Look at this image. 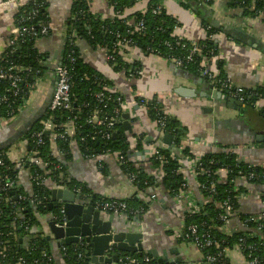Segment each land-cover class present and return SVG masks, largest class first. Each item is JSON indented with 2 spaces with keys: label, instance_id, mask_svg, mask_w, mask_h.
I'll list each match as a JSON object with an SVG mask.
<instances>
[{
  "label": "crops",
  "instance_id": "crops-1",
  "mask_svg": "<svg viewBox=\"0 0 264 264\" xmlns=\"http://www.w3.org/2000/svg\"><path fill=\"white\" fill-rule=\"evenodd\" d=\"M148 1L138 0L132 8L124 11L122 17L135 12H143ZM25 2L26 0H17L16 6L13 7L0 5V55L17 35L14 16L18 7L24 5ZM46 2L51 34L35 43V49L42 59L44 75L36 78L29 87L31 89L29 99L18 115L0 122V147L7 145L10 147L6 152V157L11 163L16 164L18 189L28 196L32 193L29 172L20 165V159L27 149L20 148L21 144L17 143L19 139L12 144L10 141L28 122H32V127L48 109L54 90V69L61 61L66 44L65 25L71 6V0H46ZM159 4L164 7L168 15L176 18L180 23L177 35L190 42L205 39L201 21L214 25L213 27L219 29V32L212 39L214 47L219 52V58L223 62L227 79L242 89L264 88L263 23L241 16L237 9H227L223 0H216L212 5L203 4L199 8L200 15L195 14L191 8L181 7L180 0H159ZM91 11L102 19H110L114 15L112 6L106 0H93ZM76 46L82 60L107 78L112 84L113 91L123 96L121 111L129 114L131 133H126L130 143V152L133 153L131 159L136 163L135 167H141L148 175L159 179L160 171L153 169L148 159L153 150L166 146L163 144L159 128L149 120L146 110L137 105L134 95L142 99L149 100L156 97L159 100L165 112L175 117L180 125L187 129L181 148H188L195 158L219 152L222 150L221 146H230V150H233L247 163L264 165V145H261L264 144V97L252 106H245V115L249 116L251 122L256 125L255 132L249 133L246 128L243 129L238 124L241 120L240 114L228 109L224 101L183 96L181 92L192 91L206 94L211 85L198 76L173 67L174 64L171 62L158 56L143 55L136 48H119V54L126 61L138 62L142 67V74L139 78L129 79L123 72L114 71L108 64L105 48L93 47L85 40L76 41ZM215 68L213 63L211 69ZM204 109H211L212 112H205ZM132 135L145 136L142 151L134 150L135 139ZM69 148L71 158L65 160L63 155L58 153L55 143L51 144V152L58 161L64 163L68 178L87 186L97 197L121 200L136 198L139 202L151 201L147 211L142 217H136V220L128 221L121 216L113 215L121 224L120 227L142 231L145 250L153 248L160 255L167 252L168 256L177 253L188 264H207L203 260L202 253L191 242L180 241L185 227L184 215L188 210L186 196L172 197L162 186L152 188L148 191V195L137 192L113 157L85 159L81 156L75 140L70 142ZM98 161L107 165L106 175H102L98 169ZM181 162L180 172L187 182L188 191L193 200L200 204L204 203L193 174L191 161L184 158ZM220 175L224 177L225 173L220 172ZM45 185L50 191L61 189L55 186L51 179L46 180ZM246 188L248 193L240 201V211L245 214L262 213L264 206L259 201V197L264 192V185L258 187L247 185ZM151 194H154V200L150 199ZM109 216L102 213L104 219ZM48 217L49 213L37 218L44 237L48 235L46 225ZM232 227H239V222L232 220ZM123 228L120 229L125 230ZM49 246L55 263L64 264L61 247H58L55 241L49 242ZM143 255H147L145 251ZM226 257L230 264H246L242 253L236 248L227 251Z\"/></svg>",
  "mask_w": 264,
  "mask_h": 264
},
{
  "label": "trees",
  "instance_id": "trees-1",
  "mask_svg": "<svg viewBox=\"0 0 264 264\" xmlns=\"http://www.w3.org/2000/svg\"><path fill=\"white\" fill-rule=\"evenodd\" d=\"M93 0H71V6L69 11V17L66 21V44L63 50V56L61 63H67L65 61L67 54L73 52L74 58L73 64L70 66V72L73 80V102L72 112H49L46 113L35 122L29 132L24 135L22 139H26L31 132H39L42 130V121L45 119H51L54 124V132L57 134L63 130L62 125L69 119L73 120L75 126V135L73 139L77 143L78 150L81 156L85 159H91L92 157L102 156L106 152L112 154L122 155L124 158L130 160L125 164H118L122 173L127 177L129 173H133L135 178L131 184L142 194L147 193L152 188L162 186L170 196L175 197L179 194V191L183 189V185L186 183L183 175L180 172L181 165L180 160L185 157L193 158L188 148H181L182 142L187 134V129L180 125L179 121L168 115L162 104L156 97L151 99H142L134 96V100L138 106L144 108L149 117V120L155 122L158 128L160 123L164 124V127L160 129L161 137L171 136V145L169 147H162L157 149L158 155L149 158V162L153 169H159L162 172V176L157 179L154 176L148 175L141 167L135 168V162L131 159L133 153L130 152V143L126 131L118 124L115 125L113 135L109 140H101L97 134L96 128L87 124L86 120L90 116L91 112L97 108L102 107L98 103L94 94L101 91L103 86H112L111 82L101 75L99 72L91 68L86 64L79 53V49L74 42L78 40H85L93 47H102L107 51V62L112 69L116 72H123L129 79H136L142 74V67L138 62H128L119 54V42L125 40L129 43V48L138 49L143 55L158 56L168 62L172 59H182L186 52L192 47L191 42L186 39H180L174 37L172 34L174 28H180V23L176 18L168 15L164 7L161 9V13L154 16L151 11L159 6V0H149L144 12H135L127 17H122L124 11L132 8L138 0H106L110 6H112L115 16L110 19H102L91 11V2ZM212 2H208L204 5H212ZM203 3L200 0H180V6L184 9L191 8L194 13L200 15L199 8ZM227 9H240L241 16H252L256 10H263L264 3L257 2L253 5V10L249 11L248 8L251 5L245 3L240 4V0L226 1ZM46 0H27L24 5L20 6L15 13V23L17 29H21L25 26H36L39 22L44 24H50L49 14L46 11ZM36 11L35 15L29 18V14ZM133 20L131 23L130 20ZM142 22L143 29L136 30V25ZM264 24V17L262 18ZM201 25L205 31V39L196 42L198 46L205 49H215L212 37L219 32V29L213 27L205 21H201ZM51 34V29L50 33ZM13 40V39H12ZM34 40H22L16 39L10 45H8L0 55V67H8L11 64L24 69V73L28 69L32 70L28 73V76L24 80L23 87L31 86L36 78H41L44 75V67L42 66V59L35 49ZM200 58L196 56L192 62L185 64L179 68L182 72L191 73L198 76L200 69ZM221 76H224L222 72V64L219 63ZM40 70L41 73L35 76L34 71ZM205 80V79H203ZM206 81V80H205ZM207 82V81H206ZM5 85L0 84V91L4 89ZM28 90L24 94V97L28 96ZM134 92V91H133ZM225 94V93H224ZM226 95V94H225ZM110 101L107 103V107L102 108L103 112L108 115L114 108L121 110V104L117 101V98L123 99V96L117 92H110L108 94ZM244 103L247 105H253L259 99L264 97V88L257 89H244ZM79 111V114L76 112ZM16 113V114H15ZM12 117L7 113V110L0 106V117L5 119L13 118L18 113L15 112ZM122 113V112H121ZM121 117V115H120ZM135 139L134 150L139 151L143 149L145 144L144 135H132ZM43 144L36 149L37 157L45 162L51 164L46 169H39L35 167L30 168V176L34 173L43 175L44 178L53 180L55 186L68 188L70 190L80 189V194L83 199L89 200L94 205L99 202L111 201L112 199H105L97 197L87 188V186L81 183L75 182L73 179L68 178L65 173V165L58 161L51 152V142L49 135H42ZM19 140V141H20ZM70 139L58 138L54 143L56 145L58 153L63 155L64 159H70ZM264 145V144H261ZM10 147H0V154L6 153ZM221 151L216 153H210L203 155L199 158L200 169L196 177L198 183V190L203 197L200 212L197 214L184 215V230L189 225L198 226V230L209 231L214 239L218 242V247L213 246L210 249L203 250L201 253H216L221 250H232L239 243V239H244L247 245L253 244L255 238L245 237L248 232L239 231L232 234H224L219 231V228L224 225L221 220V216H225V209L223 207L225 202H229L233 211L227 215V219L238 218L239 221L245 219H252L260 217L258 223L250 221L247 225L248 229H254L257 225H263L264 227V212L258 214H245L240 211V201L242 197L247 193V188L237 183L238 178L242 175L248 177L249 174L253 175V178L249 179L247 183L250 186L258 187L264 185V165H250L245 160L240 158L233 150H230V146H221ZM16 164L11 163L7 157L3 158V165H0V173L7 175L8 178L17 184V173L15 169ZM54 166L59 167L60 171H53L51 168ZM99 170L102 175L107 173V165L100 164ZM50 170V173H46ZM224 170L226 172V178L223 182H218V172ZM45 171V172H44ZM213 185L214 193H210L208 190H204V187ZM11 192V191H10ZM10 192L8 195H10ZM12 201L15 203L13 211L17 210L20 219L18 222L12 219V212L10 209L1 207L2 215H0V236L1 242H7L9 248L7 250L8 259L4 264H16L18 258L23 260V264H56L50 253L49 241L46 240L41 229V225L38 221V216L48 214V204L50 202V190L42 191L41 188L32 186V195L28 196L22 194L21 189H13ZM13 197H16L14 200ZM26 197V199H22ZM45 198V205L31 206L29 199H41ZM130 210H141V214L137 217L140 218L147 211L151 204V201L147 200L139 202L136 198L123 200ZM259 201L264 206V192L261 193ZM23 220L24 224L21 225L20 221ZM128 220H133V216L128 215ZM27 227V229H25ZM247 231V230H246ZM188 241L180 238V241ZM190 242V241H188ZM75 246H66L65 255H62L64 264H79L77 252L74 249ZM245 254V252H244ZM257 256L262 259L264 257V241L259 247ZM216 264H230L227 257L223 256L222 260Z\"/></svg>",
  "mask_w": 264,
  "mask_h": 264
},
{
  "label": "built area",
  "instance_id": "built-area-1",
  "mask_svg": "<svg viewBox=\"0 0 264 264\" xmlns=\"http://www.w3.org/2000/svg\"><path fill=\"white\" fill-rule=\"evenodd\" d=\"M27 1V0H26ZM201 3L206 4L208 2L214 3L216 0H200ZM230 1V0H223ZM17 0H0V5L2 6H16ZM257 2H263L264 0H240V4L243 5L245 3H248L249 6L248 10H253V5ZM22 6V5H21ZM20 7V6H19ZM18 7V8H19ZM162 6L159 5L156 8H154L151 13L152 15L156 16L161 13ZM18 10V9H17ZM238 11L241 10L237 9ZM145 11V10H144ZM143 11V12H144ZM36 11H33L29 14V18L31 19L35 15ZM115 14L113 15V17ZM264 17L263 10H256L253 12L252 16H246L247 19H253V20H259L262 23V18ZM130 22L132 23L133 20L131 19ZM50 24H44L42 22H39L36 26H25L21 29H17V35L13 40L10 41V44L16 40V39H22V40H34V42L38 41L39 39L45 38L50 33ZM143 29V23L139 22L136 25V30H142ZM178 28H174L173 36L178 37L180 39H183L182 37L177 35ZM119 48H129V43L125 40H122L119 42ZM9 44V45H10ZM74 45H76V42H74ZM192 47L186 52V55L182 59H172L170 62L174 64L176 68H181L185 64H188L193 61V59L196 56H201L200 58V71L198 74V77L201 79H205L207 83H209L214 89L221 93H225L228 97H231L237 101L243 102L244 101V89L240 87H236L231 81H229L224 73L223 68V62L219 58V52L215 51V49H205L204 47L198 46L196 42H191ZM73 52H70L67 54L65 61L67 63H61L55 67L54 69V75L56 79L55 87L53 90V94L51 97L50 104L48 106L49 112H72L74 109L72 108V102H73V80L70 72V66L74 62L73 58ZM214 63V66H216L215 69H211V65ZM222 64V72L224 76H221L220 69L218 67V64ZM24 69L21 67H17L15 65H10L8 67L1 66L0 67V84L3 83L5 85L4 89L0 91V106L4 107L7 110V113L14 115L15 112L19 113L23 107L25 106L26 102L29 99L30 91L31 89L28 86L23 87L24 80L28 76V73L32 70L28 69L26 73H24ZM35 76L39 75L41 73L40 70L34 71ZM141 75V71L139 73ZM32 86V85H31ZM29 86V87H31ZM28 90V96L24 97V94ZM110 92H114L111 86H103L102 90L94 94L95 100L102 105V107L95 108L88 119L86 120L87 124L91 125L92 127L96 128L97 131L95 132L97 136L103 140L107 141L110 139V137L113 135L114 127L116 124H118L121 121L120 115L122 114L121 110L118 108H114L110 114L106 115L102 108L107 107V103L110 101V97L108 94ZM116 92V91H115ZM137 96V95H134ZM138 97V96H137ZM140 98V97H139ZM117 101L120 102V104L123 103L124 99L121 100V98H117ZM79 114V111L76 112ZM16 114V113H15ZM264 114V110H263ZM15 116H13L14 118ZM11 119V118H10ZM9 119L1 118V121H7ZM155 123V122H154ZM164 127L163 123H160L159 130ZM62 132L57 134L54 132L55 126L51 122V119H45L42 121V130L39 132H31L28 137L24 140L18 141L17 143L21 144L20 148H26L25 153L22 150L23 156L20 159V165L22 167H25L28 172L30 171V168L34 169L35 167H38L39 169L43 170L46 169L48 165H50V162H45L42 159L37 157V151L36 149L40 147L43 144L42 135L48 132L49 140L51 143H54L58 138L60 139H70L71 141L74 140L73 137L75 135V126L73 120L69 119L65 124L62 125ZM70 130V131H69ZM167 147V146H166ZM29 148V149H28ZM158 155V150L155 149L150 154V158ZM6 156V153L0 154V165H3V158ZM54 156V155H53ZM103 156H111L115 159V162L117 164L125 165L130 159L124 158L122 155H119L117 153L112 154L111 152H106L102 156L92 157L91 159H96ZM55 157V156H54ZM56 158V157H55ZM187 160L191 161V166L193 169V174L195 178L198 175V170L200 169V162L199 158H189L185 157ZM183 161V160H181ZM179 161L180 165L182 166V162ZM103 163L102 161H98V169L101 168L100 164ZM253 165V164H250ZM256 166V165H253ZM137 168V167H135ZM53 171H60L59 167L54 166L51 168ZM181 169V168H180ZM159 170V169H158ZM162 176L161 170H159ZM36 171L33 170V175L30 176L29 173V182L32 189V186H36L42 189V191L47 190V187L45 185L46 180L48 178H44L43 175H39L35 173ZM45 172V171H44ZM224 172V177L218 176V182H223L226 178V172L224 170L219 171ZM50 173V170L47 174ZM135 178V175L133 173H129L128 180L130 182H133ZM253 178L252 174H249L248 177L240 176L238 178L237 183L244 184L245 187L249 185L247 181L249 179ZM197 181V179H196ZM239 184V185H241ZM198 185V183H197ZM241 185V186H244ZM18 185L13 183L10 178H8L7 175L0 173V215H2L1 207L4 206L6 209H10L12 212V219L16 222L20 219V216H18L19 211L14 210L15 203L12 201V197L14 194H12L13 189H17ZM63 189L64 187H60ZM66 189V188H64ZM70 190V189H69ZM204 190L210 191V193H214V187L213 185L209 187H204ZM11 191V192H10ZM75 194H80V189H73L71 190ZM151 191V189L149 190ZM10 192V195L8 193ZM248 193V190H247ZM247 193L242 197L244 198ZM32 195V193H31ZM30 195V196H31ZM177 196H186L187 197V204H188V214H197L200 212L201 204L197 203L193 200L191 193L188 191V185L187 182L183 185V189L179 191V194ZM176 197V196H175ZM14 198V197H13ZM22 199H26V197H22ZM151 200L155 199L154 194H151L150 196ZM15 200V198H14ZM46 199L43 197L41 199H35L32 200L29 199L30 205L33 207L36 205H45ZM92 205V204H91ZM95 210L101 211L103 213H106L108 215H118L122 218L128 220V215L131 214L133 216V220H136L135 218L138 217L141 214V210H130L128 208L127 204L121 200V199H112L111 201L106 202H99L92 205ZM225 209V216H221V220L224 222V225L219 228V231L223 232L224 234H232L239 231L248 232L249 234H246L245 237H252L255 238V242L253 244L247 245L245 243L244 239H239V243L237 246H235L236 250H238L240 253H242L243 257L245 258L246 264H264V257L260 259L257 256V252L259 251L260 245L264 241V227L263 225H257L258 227L254 229H248L247 225L250 221H253L254 223H258L261 219L260 217L252 218V219H245L244 221H239L238 218H232L231 220L227 219V215L233 211L232 206L229 204V202H225L223 205ZM230 215V214H229ZM258 216V215H257ZM49 219L55 220L57 225L65 224V218L62 215L61 210L59 212L50 213L49 212ZM131 220V221H133ZM232 220H237L239 222V227H232ZM129 221V220H128ZM20 224L23 225L24 221L21 220ZM27 229V227L25 228ZM247 230V231H246ZM2 235L0 231V236ZM180 238H183L184 240L190 241L199 251H203L206 249H210L213 246L218 247V242L214 239V237L209 233V231H202L200 232L198 230V226L196 225H189L186 228V232L182 233ZM9 248V244L7 242H1L0 241V264H4L7 259V250ZM75 251L77 252L78 262L79 264H84L83 259V253L80 251L78 247H74ZM66 252V246L61 247V254L65 255ZM227 250H221L216 253H207L203 254V260L207 264H216L222 260V257H226ZM245 252V254H244ZM16 264H23V260L21 258H18V261ZM117 264H158L156 263L151 256L149 255H138V254H127V253H120L118 258Z\"/></svg>",
  "mask_w": 264,
  "mask_h": 264
},
{
  "label": "water",
  "instance_id": "water-1",
  "mask_svg": "<svg viewBox=\"0 0 264 264\" xmlns=\"http://www.w3.org/2000/svg\"><path fill=\"white\" fill-rule=\"evenodd\" d=\"M55 83L56 79L54 87ZM207 92L206 94L192 91L181 93L191 98L206 97L221 100L226 103L228 109L240 111L241 116L244 114L245 105L242 103L229 98L212 86H209ZM204 111L212 112L211 109H204ZM119 125L124 131L131 133L129 114H121ZM45 135H48V132ZM163 144L169 147L171 136H164ZM60 210L65 218V224L57 225L55 220L46 219L48 235L45 238L49 242L55 241L58 247H78L83 253L84 264H117L120 253L142 255L144 251L158 264H188L177 253L168 256L167 252L160 255L153 248L145 250L142 231L120 227L121 224L111 215L104 219L103 212L95 210L89 200L83 199L81 195L69 189L50 191L48 212L55 213Z\"/></svg>",
  "mask_w": 264,
  "mask_h": 264
},
{
  "label": "flooded vegetation",
  "instance_id": "flooded-vegetation-1",
  "mask_svg": "<svg viewBox=\"0 0 264 264\" xmlns=\"http://www.w3.org/2000/svg\"><path fill=\"white\" fill-rule=\"evenodd\" d=\"M222 94H224V93H222ZM225 95V94H224ZM227 96V95H226ZM229 98H231V97H229ZM233 99V98H232ZM235 100V99H234ZM235 101H237V100H235ZM237 102H240V101H237ZM240 103H242L243 105H245L246 107L248 106L247 104H245L244 102H240ZM245 110V109H244ZM237 114H240V111H235ZM245 111H244V114L241 116L240 115V117L239 118H241V120L240 121H238V124L244 129V128H246V130L249 132V133H254L255 132V129H254V127L256 126L254 123H252L251 122V118L249 117V116H246L245 115ZM237 122V121H236ZM251 124H252V126H251ZM31 125H32V122L30 121V122H28L25 126H24V128H21V130L19 131V133H18V135H16V137L15 138H13L12 139V141H10V143L12 144L13 142H17V140L19 139H21V138H23L24 137V135H26L28 132H29V130L31 129ZM256 137V136H255ZM254 137V138H255ZM18 140V141H19ZM22 140H24V139H22ZM21 141V140H20Z\"/></svg>",
  "mask_w": 264,
  "mask_h": 264
}]
</instances>
